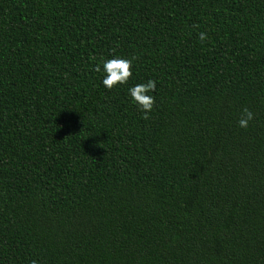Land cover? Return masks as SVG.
Listing matches in <instances>:
<instances>
[{
  "label": "trees",
  "instance_id": "obj_1",
  "mask_svg": "<svg viewBox=\"0 0 264 264\" xmlns=\"http://www.w3.org/2000/svg\"><path fill=\"white\" fill-rule=\"evenodd\" d=\"M33 260L264 264V0H0V264Z\"/></svg>",
  "mask_w": 264,
  "mask_h": 264
},
{
  "label": "clouds",
  "instance_id": "obj_2",
  "mask_svg": "<svg viewBox=\"0 0 264 264\" xmlns=\"http://www.w3.org/2000/svg\"><path fill=\"white\" fill-rule=\"evenodd\" d=\"M201 41L205 39V33H199L198 37ZM132 60L122 57H113L105 59L101 66L95 70L104 73L101 84L107 90H111L117 86H125L128 84L129 78L132 76ZM156 88L155 81L148 79L143 83L134 84L127 88V94L132 102L137 106L145 116L153 109L155 97L150 93L154 92ZM254 114L248 108H243L237 125L241 129L248 128L250 122L253 120ZM31 264H37L35 260Z\"/></svg>",
  "mask_w": 264,
  "mask_h": 264
}]
</instances>
